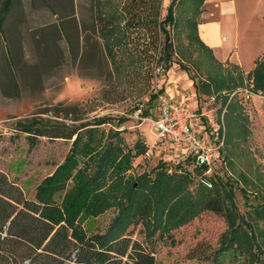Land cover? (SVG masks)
Here are the masks:
<instances>
[{
	"label": "rangeland",
	"instance_id": "rangeland-1",
	"mask_svg": "<svg viewBox=\"0 0 264 264\" xmlns=\"http://www.w3.org/2000/svg\"><path fill=\"white\" fill-rule=\"evenodd\" d=\"M8 1L0 26V171L9 182L33 199L40 181L71 155L73 140L41 138L30 147L14 130L17 120L39 112L48 117L58 104L82 110L80 122L66 123L83 126V138L87 131H94L97 139V134L104 132L106 137L116 129L124 146L151 149L156 142L151 125L134 114L153 117L151 75L161 63L168 75L188 77L189 89L179 86V91L198 98L217 96L225 165L217 171L220 174L204 176L192 159L158 143L150 157L133 159L123 176L136 186L143 175L154 179L158 172L185 171L192 178L188 192L194 199L203 178L221 177L233 192L238 215L257 223L256 238L264 242V220L252 211L264 203V96L253 92L251 77L233 69L240 59L244 70L252 73L264 58V0H231L234 12L211 11V18L206 17L207 24L222 26L227 64L223 68L198 42L196 27L208 12L201 0L174 2L171 22L165 21L171 0H0V12ZM98 12L113 17L109 32L102 33ZM218 74L224 81L219 90ZM241 78L242 83L237 81ZM102 118L109 124L96 126ZM118 119L125 123L117 125ZM94 168L88 174H94ZM126 219L114 206L96 219L83 217L82 226L95 237L123 230L154 253L156 264H250L246 254L221 249L231 230L218 213L197 211L174 228L153 219L148 227ZM252 264H264V244Z\"/></svg>",
	"mask_w": 264,
	"mask_h": 264
},
{
	"label": "trees",
	"instance_id": "trees-1",
	"mask_svg": "<svg viewBox=\"0 0 264 264\" xmlns=\"http://www.w3.org/2000/svg\"><path fill=\"white\" fill-rule=\"evenodd\" d=\"M176 1L179 0H171L168 6L166 22L173 21ZM8 5L9 1L0 12V26ZM97 15L103 26L102 33L109 32L114 25L113 17L106 18L100 12ZM107 52L110 55V49ZM233 69L239 68L233 66ZM219 76L217 90L224 85L222 75ZM248 77L252 78L253 92L264 96V58ZM237 81L242 83V78ZM233 82L236 83L234 78ZM150 100L154 102L152 95ZM53 110L48 117L39 112L13 124L17 135L25 136L30 147L47 138L73 140V148L67 160L40 181L33 199L26 198L0 171V264H156L154 253L143 243L124 235L123 230L100 237L88 235L82 226L83 217L96 219L114 206L123 218H128V224L140 223L147 227L150 219L174 228L197 211L218 213L231 230L229 237L224 235L221 249L246 254L250 264L257 261L264 244L256 238L257 223L238 215L233 192L221 177L217 176L215 181L207 179L211 187L202 182L196 199L188 192L192 178L185 171L172 175L158 172L154 179L143 175L134 186L123 173L131 168L133 159L147 151L146 147L124 146L116 129L110 130L106 137L104 132L97 134V139L94 131H87L85 139L79 134L83 126L77 128L66 123L82 120L78 106L58 104ZM94 123L96 126L109 124L105 118ZM117 123L122 125L125 119H118ZM91 166L95 167L94 174H88ZM199 170L203 173L205 168ZM252 209L258 220H264V203Z\"/></svg>",
	"mask_w": 264,
	"mask_h": 264
},
{
	"label": "built area",
	"instance_id": "built-area-1",
	"mask_svg": "<svg viewBox=\"0 0 264 264\" xmlns=\"http://www.w3.org/2000/svg\"><path fill=\"white\" fill-rule=\"evenodd\" d=\"M168 71L161 63H156L152 77V96L154 97L155 113L147 119L139 118L140 111L134 114L138 120L149 121L158 143L178 147L185 157L192 159L197 167H204V176L216 175L225 165L224 133L222 119L219 115L217 96L207 95L199 102L197 109H191L185 102L169 99L163 90ZM201 122L202 133L196 131V123ZM147 150L144 158L152 154ZM203 182L211 187L208 180Z\"/></svg>",
	"mask_w": 264,
	"mask_h": 264
},
{
	"label": "crops",
	"instance_id": "crops-1",
	"mask_svg": "<svg viewBox=\"0 0 264 264\" xmlns=\"http://www.w3.org/2000/svg\"><path fill=\"white\" fill-rule=\"evenodd\" d=\"M230 2L231 0H225V1L215 0L213 2L210 0H204L203 3H205V6L208 12L203 13L201 15L202 20L201 22L197 24V27H196V30L199 31V37H200L199 41L202 43L203 46L206 47V49L209 52H211V54L214 57V60L219 62V65H221L222 67H226L227 65L225 61L223 60L225 57V54H224L225 45L223 44L224 39H222V35H221L222 26L220 22L219 23L212 22L211 25L207 24L206 17L208 16L209 18H211V15H212L211 11H217L216 13H218V15L226 14V12H234L235 9ZM226 3H228V5L230 6H225ZM233 66H237L241 70V73L248 75V71L244 70V68L242 67V61L240 59L235 64H233ZM186 78H188L186 74H184L183 76H178V77L175 76V74L173 75L167 74V78L164 81L163 90L165 91L169 99L171 98L172 100L179 101V102H185V103L187 101H190V103H188L190 108L197 109L199 107L198 104L200 100L205 96H200L198 98V96L195 93L190 92L189 90H188L189 95H186L185 93L179 91L181 90L179 86L182 89H185L183 91H186L187 89H189L188 87H186V85L188 84L186 81ZM196 131L198 133H202L203 126L201 122L196 123ZM171 148L178 149L180 154L185 157L183 151L179 149L178 147L171 146L170 149Z\"/></svg>",
	"mask_w": 264,
	"mask_h": 264
}]
</instances>
